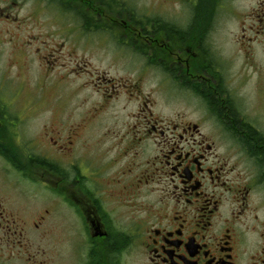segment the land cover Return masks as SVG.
Returning a JSON list of instances; mask_svg holds the SVG:
<instances>
[{
  "label": "flooded vegetation",
  "instance_id": "flooded-vegetation-1",
  "mask_svg": "<svg viewBox=\"0 0 264 264\" xmlns=\"http://www.w3.org/2000/svg\"><path fill=\"white\" fill-rule=\"evenodd\" d=\"M35 1L82 30L120 29L124 42L107 40L137 41L142 68L191 98L185 109L198 116L154 113L139 95L137 111L103 129L90 117L70 122L63 105L39 119L46 110L13 117L0 101V264H264V84L251 102L211 47L219 14L240 2L194 0L169 36L117 0ZM250 2L234 40L264 46V0ZM13 17L0 0V21ZM100 78L111 105L119 84Z\"/></svg>",
  "mask_w": 264,
  "mask_h": 264
},
{
  "label": "rangeland",
  "instance_id": "rangeland-1",
  "mask_svg": "<svg viewBox=\"0 0 264 264\" xmlns=\"http://www.w3.org/2000/svg\"><path fill=\"white\" fill-rule=\"evenodd\" d=\"M238 1L240 11L238 7L236 13L223 11L219 14L211 47L212 51L227 58L228 63H225L233 75V86L242 83L241 91L255 103L256 87L264 84V46L256 43L243 46L234 40L240 20L245 19V8L251 3V0ZM113 4L123 6L126 15H135L143 22L158 23L156 25L166 29L174 22H186L196 11L194 0H117ZM9 8L14 14L13 19L0 21V101L3 106L11 107V116L22 117L30 106H35V111L46 110L37 115L43 119L54 115L56 106L63 105L70 122L90 117L95 119L94 122L102 123L101 127L105 129L114 121H126L128 114L137 111L139 95L150 97L154 113L168 116L184 111L192 119L198 116L194 110L185 109L192 106L189 105L191 98L175 96L164 76L155 68H142V56L134 45L124 46L115 40H107L119 37L124 42L120 29L76 28L67 24L68 19L57 9L41 6L35 0H9ZM146 26L152 30L151 25ZM77 37L82 38V45H74ZM86 37L96 38L93 42L98 45L86 49ZM134 44L139 45L137 41ZM144 49L149 53L146 46ZM42 55L46 58L38 57ZM159 56L163 61H169L164 54ZM250 64H254L253 67H249ZM103 75L119 84L111 105L108 100L113 92L100 78ZM71 239L69 235L66 237L68 249Z\"/></svg>",
  "mask_w": 264,
  "mask_h": 264
},
{
  "label": "trees",
  "instance_id": "trees-1",
  "mask_svg": "<svg viewBox=\"0 0 264 264\" xmlns=\"http://www.w3.org/2000/svg\"><path fill=\"white\" fill-rule=\"evenodd\" d=\"M195 16H196V17L199 16L200 19H201V14H200V13L197 12ZM130 18H131L132 21H136L137 23L140 22V24L143 25V24H142L143 21L137 20V19L135 18V15H132V16L130 15ZM147 23H148V22H147ZM143 26H144V25H143ZM101 29H102V28H98L97 31H98V30H101ZM153 29H154V26H153ZM162 31H163V35H169V36H170L172 30H171V29H166V28L163 27ZM134 47H135L136 49H138L139 51H143V48H142V46H140V45H134Z\"/></svg>",
  "mask_w": 264,
  "mask_h": 264
}]
</instances>
